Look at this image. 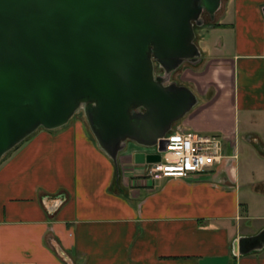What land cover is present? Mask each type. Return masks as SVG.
Instances as JSON below:
<instances>
[{
    "label": "crops",
    "instance_id": "1",
    "mask_svg": "<svg viewBox=\"0 0 264 264\" xmlns=\"http://www.w3.org/2000/svg\"><path fill=\"white\" fill-rule=\"evenodd\" d=\"M226 15L210 26L225 38H199L182 78L197 104L173 125L220 136L221 163L155 180L131 146L116 184L82 117L38 129L0 160V264H264V173L241 171L236 145L264 140V0L221 1Z\"/></svg>",
    "mask_w": 264,
    "mask_h": 264
},
{
    "label": "water",
    "instance_id": "2",
    "mask_svg": "<svg viewBox=\"0 0 264 264\" xmlns=\"http://www.w3.org/2000/svg\"><path fill=\"white\" fill-rule=\"evenodd\" d=\"M221 1L0 0V160L82 111L117 184L128 144L153 148L197 104L190 88L168 80L184 62L199 63L194 26L203 12L213 21ZM155 64L169 76L154 75Z\"/></svg>",
    "mask_w": 264,
    "mask_h": 264
},
{
    "label": "built area",
    "instance_id": "3",
    "mask_svg": "<svg viewBox=\"0 0 264 264\" xmlns=\"http://www.w3.org/2000/svg\"><path fill=\"white\" fill-rule=\"evenodd\" d=\"M160 141L164 142L163 151L159 150ZM144 151L159 155L158 162L141 164L145 176L155 180L167 177L194 180L224 158L220 136L176 127L158 139L153 148Z\"/></svg>",
    "mask_w": 264,
    "mask_h": 264
},
{
    "label": "rangeland",
    "instance_id": "4",
    "mask_svg": "<svg viewBox=\"0 0 264 264\" xmlns=\"http://www.w3.org/2000/svg\"><path fill=\"white\" fill-rule=\"evenodd\" d=\"M225 1L226 0H222V4H225ZM223 17L224 18H219V17L215 16L214 20L210 21L208 15L205 12L202 13L200 18L203 20V25L194 26V31H195L194 42L197 45V47L201 48V43L199 42L200 37H202L204 40L206 38L205 41L208 43H211L212 41H214L215 37H219V36L222 38L226 37L222 30H218V31L213 30L212 31V29H210V26L213 25L215 22H217V21H218V23L227 22L230 19V16H227V15L223 16ZM190 68H191L190 64L188 62H184L182 65L179 66V68L176 71L171 73L169 76V75H165L164 72L162 71V69L159 68L155 64L154 74L155 75L162 74V78H166L167 76H169V80H168L169 82H175L178 85H184L182 83V81H183L182 78H184L187 75V73H188L187 71ZM186 87H188V86H186ZM74 116H80L84 120L82 111H79ZM84 122H85V120H84ZM85 124H86V122H85ZM86 127H87V124H86ZM87 129H88V127H87ZM236 145H237V151H238L237 167L241 171H243V170L248 171L250 173V175H251L252 171H254L256 173H260V174L262 173V175H263V173H264V153L262 151L264 150V140H262V142L261 141H259V142H254V141L248 142V141L244 140L243 138H238ZM131 146H134V145L128 144V146H127V150L130 147L128 150L129 152L131 151L130 149H132Z\"/></svg>",
    "mask_w": 264,
    "mask_h": 264
},
{
    "label": "flooded vegetation",
    "instance_id": "5",
    "mask_svg": "<svg viewBox=\"0 0 264 264\" xmlns=\"http://www.w3.org/2000/svg\"><path fill=\"white\" fill-rule=\"evenodd\" d=\"M155 75V74H154ZM156 76H161L162 77V74H159V75H156Z\"/></svg>",
    "mask_w": 264,
    "mask_h": 264
},
{
    "label": "trees",
    "instance_id": "6",
    "mask_svg": "<svg viewBox=\"0 0 264 264\" xmlns=\"http://www.w3.org/2000/svg\"><path fill=\"white\" fill-rule=\"evenodd\" d=\"M217 26V25H216Z\"/></svg>",
    "mask_w": 264,
    "mask_h": 264
}]
</instances>
